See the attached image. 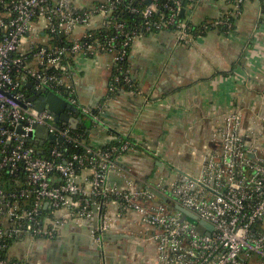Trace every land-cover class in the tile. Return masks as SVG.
I'll return each mask as SVG.
<instances>
[{"label": "built area", "instance_id": "obj_1", "mask_svg": "<svg viewBox=\"0 0 264 264\" xmlns=\"http://www.w3.org/2000/svg\"><path fill=\"white\" fill-rule=\"evenodd\" d=\"M78 1L0 0V264H25L10 255L14 242L51 237L66 217L89 219L94 205L102 209L109 201L117 204L116 215L133 211L150 227L155 264H264V92L258 106L247 105L250 117L239 106L211 126L196 171H177L173 178L138 188L132 181L108 180L117 161L135 146L130 138L82 145L70 122L56 120L48 108L37 109L26 92L27 83L52 91L95 125L103 124V105L82 104L75 95L76 55L108 54L114 70L108 93L123 86L135 92L128 69L120 66L132 42L170 30L176 43L189 45L198 34L185 15L199 0H186V6L183 0ZM227 2L224 13L203 20L197 30L233 28L243 0ZM120 4L140 16L139 24L117 19ZM77 29L80 34L72 38ZM80 145L83 153L75 152ZM80 170H88L84 181L78 179ZM176 204L207 224L202 232ZM111 224L102 211L93 231L101 234Z\"/></svg>", "mask_w": 264, "mask_h": 264}, {"label": "crops", "instance_id": "obj_2", "mask_svg": "<svg viewBox=\"0 0 264 264\" xmlns=\"http://www.w3.org/2000/svg\"><path fill=\"white\" fill-rule=\"evenodd\" d=\"M93 1L78 2L87 5ZM228 8L227 0H199L185 16L198 25ZM79 34L77 29L71 37ZM45 36L39 34L42 39ZM74 61L76 97L88 106L103 105L101 125L80 114L89 126L88 144L103 146L117 137L135 143L117 161L116 170L108 176L110 183L132 181L138 188L154 183L155 176L193 173L211 126L239 106L250 117L247 105L255 102L258 106L262 100L264 0H243L233 28L210 29L195 35L189 45L176 43L170 30L136 38L126 60L135 92L119 89L108 93L112 74L108 54L80 53ZM87 175L88 170H80L78 179L84 181ZM99 207L93 206L89 219L66 217L51 237L14 242L10 255L25 264H155V244L149 237L152 230L140 223L139 215L133 211L116 215L119 208L112 201ZM102 211L112 224L98 234L93 227L101 223Z\"/></svg>", "mask_w": 264, "mask_h": 264}, {"label": "water", "instance_id": "obj_3", "mask_svg": "<svg viewBox=\"0 0 264 264\" xmlns=\"http://www.w3.org/2000/svg\"><path fill=\"white\" fill-rule=\"evenodd\" d=\"M184 12V9L182 8L180 11V15H182ZM26 87L29 89L30 94L28 96V99L33 101L35 104V107L39 110L48 108L50 111L53 112L55 115V119H61L64 122H70L73 129L77 127V124L81 121V116L79 114V110L75 107H72L65 99H63L61 96L55 94L52 91H48L45 89L35 90L31 84L27 83ZM56 107H61L59 110ZM66 109H72L77 114L76 117H70L64 112ZM39 129H42L39 127ZM50 139H53L52 136H49ZM157 196L160 198H164V195H161L160 193L156 192ZM175 209L180 211L188 220L196 224V229L199 232L203 231V226L207 225L203 221L197 222V217L192 212L188 211L184 207H182L179 204L174 205Z\"/></svg>", "mask_w": 264, "mask_h": 264}, {"label": "trees", "instance_id": "obj_4", "mask_svg": "<svg viewBox=\"0 0 264 264\" xmlns=\"http://www.w3.org/2000/svg\"><path fill=\"white\" fill-rule=\"evenodd\" d=\"M145 4H146V1L143 0V1H142V5H145ZM182 4H183L184 6H186L187 1H186V0H183V1H182ZM114 15H116V17H117L118 20L124 21V22H125V25L132 26V25L139 24V22H140V16H139L137 13H132V14H131V13H128V12L126 11V9H125L124 4H120V5H119L118 9L114 12ZM180 17H183V15H181ZM191 25H192V28H193V32H194L195 34H196V33H197V34L203 33V31L201 32L200 30H197V27H199V25H194V24H192V23H191ZM221 30L226 31V30H228V29H221ZM229 30H230V29H229ZM59 39H61L63 42H65V41H64V37H59ZM120 66H122L123 68H127V66H126V61L120 63ZM113 74H114V70H112V74H111V76H112ZM120 88H122V89H124V90L127 89V87H125V86L120 87ZM129 89H130V88H129ZM129 89H127V90H129ZM26 92H27V94L30 93V91H29L28 88L26 89ZM110 94H114V93H110ZM82 116H83V115H82ZM82 116H81V120L83 119ZM82 121H83L82 123H78V124H77V127H76L75 129H73V131L79 133V136H80V139H81L82 145H86V144H88V138H87V136H88V131H86V130H87V127H89V126L85 123L84 120H82ZM111 143H113V142H111ZM108 144H109V143H108ZM82 145H80L79 148H77V149L75 150V152L83 153V146H82ZM106 145H107V144H106ZM71 151H72V150H71V148H70L69 146L65 148V153H66L67 156L70 155V152H71ZM160 200H161V199H160ZM162 201H163L164 203H168V202H169L168 200H163V199H162ZM170 204H171V203H170Z\"/></svg>", "mask_w": 264, "mask_h": 264}, {"label": "rangeland", "instance_id": "obj_5", "mask_svg": "<svg viewBox=\"0 0 264 264\" xmlns=\"http://www.w3.org/2000/svg\"><path fill=\"white\" fill-rule=\"evenodd\" d=\"M153 176V175H152ZM154 177V176H153ZM160 178V177H162V178H164L165 176L164 175H160V176H155V178Z\"/></svg>", "mask_w": 264, "mask_h": 264}, {"label": "flooded vegetation", "instance_id": "obj_6", "mask_svg": "<svg viewBox=\"0 0 264 264\" xmlns=\"http://www.w3.org/2000/svg\"><path fill=\"white\" fill-rule=\"evenodd\" d=\"M56 107V105H54ZM58 110L61 108L60 106L59 107H56Z\"/></svg>", "mask_w": 264, "mask_h": 264}]
</instances>
